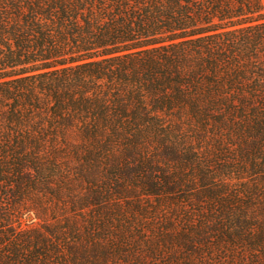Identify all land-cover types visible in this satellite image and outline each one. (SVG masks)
<instances>
[{
  "label": "trees",
  "instance_id": "trees-1",
  "mask_svg": "<svg viewBox=\"0 0 264 264\" xmlns=\"http://www.w3.org/2000/svg\"><path fill=\"white\" fill-rule=\"evenodd\" d=\"M221 1L0 2V264H264V13Z\"/></svg>",
  "mask_w": 264,
  "mask_h": 264
},
{
  "label": "rangeland",
  "instance_id": "rangeland-1",
  "mask_svg": "<svg viewBox=\"0 0 264 264\" xmlns=\"http://www.w3.org/2000/svg\"><path fill=\"white\" fill-rule=\"evenodd\" d=\"M4 1H8L7 2L8 9L12 13H15L16 8L12 6L14 4L10 2L11 0H0V2H4ZM229 1H231V4L235 5L236 11H242L241 14H237L233 16L235 18L264 13V0H229ZM221 2H224V0ZM205 4L208 5L209 3H205ZM215 19L220 20V17L216 16Z\"/></svg>",
  "mask_w": 264,
  "mask_h": 264
}]
</instances>
